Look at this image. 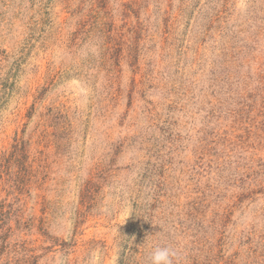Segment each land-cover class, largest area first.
<instances>
[{
    "label": "rangeland",
    "instance_id": "374dc122",
    "mask_svg": "<svg viewBox=\"0 0 264 264\" xmlns=\"http://www.w3.org/2000/svg\"><path fill=\"white\" fill-rule=\"evenodd\" d=\"M264 264V0H0V264Z\"/></svg>",
    "mask_w": 264,
    "mask_h": 264
},
{
    "label": "clouds",
    "instance_id": "9594fccd",
    "mask_svg": "<svg viewBox=\"0 0 264 264\" xmlns=\"http://www.w3.org/2000/svg\"><path fill=\"white\" fill-rule=\"evenodd\" d=\"M175 251L167 245H155L149 253L150 264H173Z\"/></svg>",
    "mask_w": 264,
    "mask_h": 264
}]
</instances>
